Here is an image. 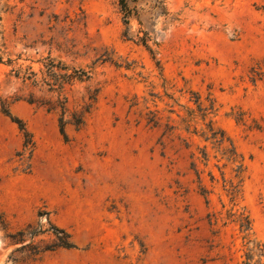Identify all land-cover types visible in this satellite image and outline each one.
Returning a JSON list of instances; mask_svg holds the SVG:
<instances>
[{"label":"rangeland","instance_id":"obj_1","mask_svg":"<svg viewBox=\"0 0 264 264\" xmlns=\"http://www.w3.org/2000/svg\"><path fill=\"white\" fill-rule=\"evenodd\" d=\"M127 7L0 0V101L31 139L0 112V264H240L264 245V0ZM47 56L90 75L69 110L98 89L65 140L57 111L12 101L13 69ZM51 225L73 247L6 238L36 228L42 249Z\"/></svg>","mask_w":264,"mask_h":264},{"label":"trees","instance_id":"obj_2","mask_svg":"<svg viewBox=\"0 0 264 264\" xmlns=\"http://www.w3.org/2000/svg\"><path fill=\"white\" fill-rule=\"evenodd\" d=\"M123 16L129 15L127 1L135 0H117ZM158 4L160 0H155ZM142 44L144 41L140 39ZM13 76L18 79L19 86L12 97V101L23 100L27 103H35L45 107L47 110L58 112L57 128L59 134L65 140L64 125L70 123L75 128L80 127L85 115L88 113L91 104L94 102L97 88L91 92L87 91L86 102L77 110H69L67 106V97L65 95V87L70 86L74 82H84L90 79L87 70L81 67H68L60 61H53L50 57H46L41 66L35 71L29 66H17L13 69ZM0 112L7 116L10 121L16 123L17 128L21 131L24 140L23 145L31 144L30 135L24 128L23 123L17 117H12L9 114L7 104L0 101ZM214 133V132H213ZM219 141L223 140V135L219 134ZM248 223L246 217L244 223L240 227ZM51 234L54 236L51 244L45 245L42 249H37L34 244L33 237L38 232L36 228L26 227L25 229L16 230L13 233L6 234L10 243H20L21 247H30L34 254L54 248H71L72 243L69 240V235L62 228L50 226ZM27 236L30 240L24 243V237ZM240 264H264V245L258 242H251L250 246L245 249L242 254Z\"/></svg>","mask_w":264,"mask_h":264}]
</instances>
